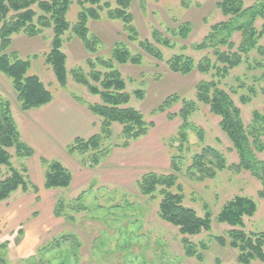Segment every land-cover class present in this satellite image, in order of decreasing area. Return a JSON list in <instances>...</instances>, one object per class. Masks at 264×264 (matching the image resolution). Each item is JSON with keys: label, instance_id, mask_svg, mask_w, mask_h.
I'll use <instances>...</instances> for the list:
<instances>
[{"label": "rangeland", "instance_id": "obj_1", "mask_svg": "<svg viewBox=\"0 0 264 264\" xmlns=\"http://www.w3.org/2000/svg\"><path fill=\"white\" fill-rule=\"evenodd\" d=\"M76 1L72 0L66 14L70 28L62 35L68 82L64 90L84 101L99 103V96L77 83L72 73L80 71L89 78L88 59L95 60V70L103 71L96 58H110L114 43L123 44L132 54L140 53L142 59L139 64H115V67L126 82L125 90L131 96L129 105L140 110L147 121L163 124L161 127L168 131L164 142L178 167L177 171L169 167L151 172L174 174L176 184L170 190L181 193L183 204L193 208L199 216L208 213L211 227L196 235L180 234L177 227L163 221L158 215L161 199L158 188L146 195L140 191L136 181L121 188L91 187L82 193H72L70 187L62 188L59 189L60 193L53 194L56 200L52 207L54 210L59 199L65 202L60 216H55L53 212L48 216L38 215V207L33 202L28 212L23 210V213L17 214L12 211L16 204L10 202L12 199L1 201L0 258L4 264H215L216 261L220 264H239L236 260L237 250L228 244L222 246L217 240V237H224L229 241L227 231L231 228L219 222L217 215L223 205L236 195L249 197L256 209L251 216L242 217V229L245 232L264 233V197L258 195L261 183L245 170L236 172L223 169L216 171L212 178L203 177L198 172L193 176L187 175L186 168L191 156L205 145L221 152L226 164L237 162L236 151L220 130L219 118L209 112L207 105L197 102L196 111L188 118L192 126L185 129L184 141H180V119L166 118L168 112L175 113L179 109L183 99L195 100L196 83L211 79L212 71L200 73L194 69L186 75L174 73L165 61L172 54L182 53L196 62L209 53L196 51L192 46L202 40L211 25L228 19L216 6L219 0H131L129 11L140 39H148L155 44L151 32L157 30L172 41L170 48L155 44L163 53L164 58L160 61L141 50L137 41H129L123 22L107 18L105 9L98 19L87 21L90 40L94 41L93 37L97 39L94 50H87L72 32L80 9ZM242 1L244 7H248L258 5L263 0ZM111 5L114 6V3L111 2ZM33 8L39 13L36 6ZM183 22L191 26L186 38L169 33V29ZM263 24L264 16L257 15L254 27L261 31ZM52 35L50 28L43 29L35 37L18 33L12 36L11 48L20 57L30 60L28 73L37 75L51 93H56L60 86L50 66L44 62ZM231 40L235 44L234 50L240 41L239 33H233ZM257 46L264 49V34L258 39ZM263 52L251 50L243 55L239 65L219 79L220 87L230 94L239 107L245 125L250 124L253 111L261 112L264 109ZM34 54L36 56H32ZM90 82L93 81L90 79ZM135 89L143 90L142 99L132 95ZM0 93L10 102V106L16 104V94L9 80L3 76H0ZM174 94L177 99L168 111H153L167 96ZM241 97L245 100L242 101ZM111 129L112 137H117L121 126L113 123ZM9 151L12 165L19 168L24 159H18L13 149ZM257 157L264 160V153H258ZM6 174L7 169L3 168L2 177ZM183 238L194 246V255L185 253ZM249 264L261 263L254 259Z\"/></svg>", "mask_w": 264, "mask_h": 264}, {"label": "trees", "instance_id": "obj_2", "mask_svg": "<svg viewBox=\"0 0 264 264\" xmlns=\"http://www.w3.org/2000/svg\"><path fill=\"white\" fill-rule=\"evenodd\" d=\"M71 3L72 0H0V74L9 80L21 111L49 103L52 93L37 75L28 73L30 60L20 57L11 48L12 36L22 33L27 37H35L39 36L43 29L50 28L53 35L44 62L53 71L57 84L64 87L67 77L62 35L70 28L66 14ZM76 3L80 9L77 12V20L72 26V32L89 51L94 50L97 39L93 37L94 41L90 40L87 21L98 19L104 9L107 18L123 22L127 39L132 42L137 41L138 47L153 58L159 61L164 58L162 51L155 44L165 48L173 45L169 38L163 37L157 30L151 32L155 44L148 39L139 38L133 24V16L129 11L131 0H77ZM33 6L37 7L39 13ZM216 6L228 19L211 25L202 40L192 46L196 51H209V53L196 62L182 53L172 54L165 61L169 70L174 73L186 75L194 69L200 73L212 71L211 79L196 83L195 100L183 99L179 109L175 113L168 112L166 118L180 119L179 134L182 137L180 141H184L185 129L192 126L188 118L196 111L197 102L207 105L209 112L219 118L218 126L236 151L237 162L226 164L221 152L205 145L191 156V162L186 168L187 175L193 176L198 172L203 177L212 178L216 171L223 169L236 172L245 170L260 181L261 189L258 195L264 197V160L257 157L258 153H264V109L261 112L253 111L250 124L245 125L239 107L219 84L220 78L225 77L232 68L242 62L243 55L254 49L264 51L257 46L258 39L264 34V24L261 31L253 25L257 15L264 16V0L258 5L248 7H244L242 0H219ZM190 28L188 22H183L176 28L169 29V33L186 38ZM236 32L240 35V41L233 50L235 44L231 36ZM111 51L108 59L96 58L97 63L104 68L103 71L95 70V60L88 59L89 78L80 71L72 73L77 83L100 98L99 103L85 102L87 108L97 118L96 132L86 139H74L67 147L68 153H78L81 156V163L91 167L99 164L109 153L112 145L127 147L131 141L145 136L153 126V122L147 121L140 110L129 105L131 96L125 90L126 82L115 67V64L125 63L137 65L141 62L142 55L132 54L126 46L119 43H114ZM90 79L93 82H90ZM132 95L142 99L144 92L135 89ZM74 98L79 100L75 96ZM176 99L175 94L167 96L153 111H168ZM241 100L245 98L241 97ZM113 123L121 126L117 137H112ZM197 130L201 137V130L199 128ZM113 138L116 142L112 141ZM9 149H13L15 156L22 160L33 154V149L20 137L10 102L0 93V202L8 199L18 189L23 193L29 190L38 193V188L29 180L26 164L21 162L19 168L12 165ZM173 157L170 154L169 167L177 171L178 167L175 166ZM41 165L44 189L70 187L71 173L61 162L42 159ZM3 168L7 169V174L2 177ZM136 184L146 195L152 194L158 188L161 195L158 215L163 221L177 227L180 234L191 236L210 229L211 219L208 213L199 216L193 208L183 204L181 193L170 190L176 184L174 174L161 175L146 171L136 180ZM64 203L62 199L56 201L53 210L55 216L62 214ZM255 209V203L251 198L236 195L223 205L217 215L219 222L231 227L227 231L229 241L224 237H217V240L220 245L228 244L237 250L236 260L239 264H249L254 259L264 264V233L245 232L242 229V217L251 216ZM182 242L187 255L196 253L194 246L186 238H183ZM0 263L4 264L1 258ZM215 264L220 263L216 261Z\"/></svg>", "mask_w": 264, "mask_h": 264}, {"label": "crops", "instance_id": "obj_3", "mask_svg": "<svg viewBox=\"0 0 264 264\" xmlns=\"http://www.w3.org/2000/svg\"><path fill=\"white\" fill-rule=\"evenodd\" d=\"M77 98L79 100L60 87L52 93L51 101L41 107L21 111L17 102L12 104V116L20 137L33 149V154L24 159V163L29 180L38 188L37 194L32 190L23 193L18 189L4 200L12 199L10 202L16 203L12 211L17 214L23 210L28 212L32 202L38 207V215L48 216L53 212L56 200L53 194L61 190L43 188L42 159L58 160L70 171L72 193L86 192L91 187L121 188L134 183L146 171L169 168V149L164 142L168 131L161 127L163 124L154 121L145 136L131 141L127 147L112 145L109 153L94 167L83 165L81 156L68 153L67 147L76 138L86 139L94 134L97 118L87 108V101Z\"/></svg>", "mask_w": 264, "mask_h": 264}]
</instances>
